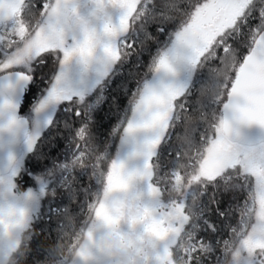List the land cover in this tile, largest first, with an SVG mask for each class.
Here are the masks:
<instances>
[{"label":"snow or ice","instance_id":"1","mask_svg":"<svg viewBox=\"0 0 264 264\" xmlns=\"http://www.w3.org/2000/svg\"><path fill=\"white\" fill-rule=\"evenodd\" d=\"M0 77L51 112L45 134L25 136L29 152L48 158L44 147L67 142L41 188L58 240L73 216L88 226L101 191L135 185L149 233L141 264H264V0H0ZM18 107L7 105L13 133ZM99 113L117 120L103 138ZM116 141L131 145L126 159ZM34 173L16 162L0 176V264L26 251L33 264H70L59 245L32 246L43 217L27 202L38 197L12 189ZM80 197L79 214L61 208ZM96 216L115 222L103 204Z\"/></svg>","mask_w":264,"mask_h":264},{"label":"clouds","instance_id":"2","mask_svg":"<svg viewBox=\"0 0 264 264\" xmlns=\"http://www.w3.org/2000/svg\"><path fill=\"white\" fill-rule=\"evenodd\" d=\"M21 191H27V189L17 184L12 189V194H18ZM9 200L10 196L4 192L0 196V206L6 209ZM101 204L112 212L115 217L114 223H106L96 216V210ZM138 206L142 209L143 201L139 198L135 185H129L127 190L113 191L107 195L101 191L93 203L88 226L76 225L73 216L70 221L72 225L70 230L50 247L57 248L59 245V252L78 260L80 264H141V258L144 255L142 247L146 245L149 233L146 229V221L137 218ZM24 215H28L26 210ZM124 225H128V230L124 229ZM27 231L26 228L24 233ZM24 233L21 234V243H23ZM26 261L27 251L19 264H26ZM46 264H53V261L48 260Z\"/></svg>","mask_w":264,"mask_h":264},{"label":"trees","instance_id":"3","mask_svg":"<svg viewBox=\"0 0 264 264\" xmlns=\"http://www.w3.org/2000/svg\"><path fill=\"white\" fill-rule=\"evenodd\" d=\"M255 23V21L253 22ZM148 31L152 33L153 35H156V27L150 25L148 28ZM164 37H161L163 39ZM149 47L151 48L152 52H155L156 44L154 42H149ZM141 59L145 62V65L150 61V56L145 53ZM211 66H216V62H212ZM35 89H29L26 91L24 98L21 102V114L25 115L29 118L27 115L29 109L32 107L34 103V96L31 94V92H34ZM121 105L126 106L127 104V97H122L120 100ZM102 108L106 110V105H102ZM99 112V110H98ZM99 119L103 121V114L99 113L98 116ZM117 122L116 117H112L110 121H103L101 125V133L102 138L106 137L107 134L110 132L111 127ZM31 126V125H30ZM182 131V129H177V134H179ZM47 132V127L45 126L42 135ZM58 142L53 143L51 146H46L42 149V151L47 152L48 158L44 157H38L33 152H29L28 150L22 151L21 156L18 158L16 162L21 163L26 169H34L37 173L33 174V177H25V180L22 182V187L26 189L29 186H35L36 181L38 178H42L44 181L43 187H47L48 184L52 181V173L56 171L55 163L56 158L64 151V148L67 145V142L63 139V137L57 138ZM24 143H22V148L24 146ZM120 144V141H116L115 144L112 145V154L115 157L117 148ZM47 164L48 169L47 171L41 170V165ZM35 177V178H34ZM80 182L82 186H87L89 183L88 176L83 175L80 178ZM94 184V181H92ZM243 198V197H241ZM39 205H38V216H42V221H37L36 225L34 226V231L37 233L36 236H34V243L33 247H39L41 244L48 248L52 245H54L58 241V221L53 218L55 217L56 213L52 210L53 205L51 202H49V196L47 195H41V192L39 193ZM83 198L80 197L78 201L69 202L66 198H62L63 203L61 204V208L69 207L70 210L74 215L79 214V207L78 204ZM230 199V196H224L223 201L224 205L227 204L228 200ZM47 202V203H46ZM215 219V218H214ZM238 219V214H237ZM227 235L224 236V239H227ZM40 259H43V254L41 255ZM26 264H33V257L29 255L27 257Z\"/></svg>","mask_w":264,"mask_h":264},{"label":"water","instance_id":"4","mask_svg":"<svg viewBox=\"0 0 264 264\" xmlns=\"http://www.w3.org/2000/svg\"><path fill=\"white\" fill-rule=\"evenodd\" d=\"M25 93L26 91L18 81H9L0 77V176L8 174L21 156L22 143L29 133V119L21 114V102ZM13 102L19 105L16 115L25 121L23 128L15 133L9 128L11 116L7 108V105Z\"/></svg>","mask_w":264,"mask_h":264},{"label":"rangeland","instance_id":"5","mask_svg":"<svg viewBox=\"0 0 264 264\" xmlns=\"http://www.w3.org/2000/svg\"><path fill=\"white\" fill-rule=\"evenodd\" d=\"M88 11H89V9L87 7L81 8L82 13L86 14ZM113 14L115 15L116 13H113ZM161 78H163V74H161ZM27 115L29 116L28 119H29V123L31 125L28 135H31V134H36L37 132L42 133L44 127L46 126V121L49 118V116L51 115V112L49 110H45L42 112H36V111H34L33 105H32V107L29 109ZM22 149H23V151L27 150L26 143H24V146ZM131 150H132L131 145L123 144L120 142V144L117 148L115 157H119L120 159H126ZM2 176H5V175H2ZM43 184H44L43 179L38 178L35 186H29L26 189L32 188L34 193L39 198V193L41 192V188L43 187ZM141 190H143L142 186H141ZM38 205H39V199L27 202V207L31 211H33L35 214L38 213ZM123 227L125 230H128V225H124ZM70 264H80V262L78 260L71 259Z\"/></svg>","mask_w":264,"mask_h":264}]
</instances>
